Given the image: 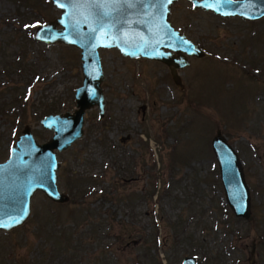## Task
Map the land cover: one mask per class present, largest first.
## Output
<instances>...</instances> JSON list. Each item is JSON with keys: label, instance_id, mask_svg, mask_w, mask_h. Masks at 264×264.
<instances>
[{"label": "rangeland", "instance_id": "1", "mask_svg": "<svg viewBox=\"0 0 264 264\" xmlns=\"http://www.w3.org/2000/svg\"><path fill=\"white\" fill-rule=\"evenodd\" d=\"M59 13L49 0H0V163L25 126L46 142L40 120L75 109L79 50L34 39ZM168 19L204 52L186 56L183 88L164 64L100 50L105 113L86 110L83 136L57 155L70 201L37 192L26 222L0 231V264H250L253 246V264H264V17L177 0ZM217 131L241 160L249 219L225 201Z\"/></svg>", "mask_w": 264, "mask_h": 264}, {"label": "water", "instance_id": "2", "mask_svg": "<svg viewBox=\"0 0 264 264\" xmlns=\"http://www.w3.org/2000/svg\"><path fill=\"white\" fill-rule=\"evenodd\" d=\"M189 1L194 9L211 11L224 18L256 21L264 17V0H229L227 3L221 0L219 4L213 0ZM50 2L60 10V15L38 26L34 38L48 45L59 44L80 50L82 82L74 91L73 113L49 115L40 120L43 128L53 132L46 142L38 143L27 125L11 146L9 159L0 163V225H4L0 231L8 232L24 224L31 215V199L37 192L53 203L64 204L70 200L57 186L56 171L60 166L57 152L67 150L83 136L86 110L96 107L99 116L104 115L100 48H112L122 56L143 57L166 65L173 82L181 89L183 84L178 70L188 65L186 55L204 56L198 46L170 25L168 17L176 0L171 3L167 0H140L134 7L122 11L116 26L110 28L107 35L99 29L92 32L97 27V13L102 9L90 0ZM211 148L227 205L235 217L249 219L250 191L238 153L220 131L212 138ZM16 220L20 222L16 223ZM253 256L254 246L250 264H253ZM181 264H197V260L188 256Z\"/></svg>", "mask_w": 264, "mask_h": 264}, {"label": "snow or ice", "instance_id": "3", "mask_svg": "<svg viewBox=\"0 0 264 264\" xmlns=\"http://www.w3.org/2000/svg\"><path fill=\"white\" fill-rule=\"evenodd\" d=\"M74 2H79V0H74ZM91 3L98 6V8L102 9L97 13L96 24L97 27L92 29L93 33H96L97 30L105 35L110 28L116 26L117 17L122 13L125 8H132L136 5V3L140 2V0H90ZM172 0H167V3H171ZM214 3L219 4L221 0H213ZM225 3L229 2V0H224ZM63 6V5H61ZM105 21H108L106 24ZM184 43H187L186 41ZM230 163V162H229ZM19 223V220L15 221ZM4 225H0L3 227Z\"/></svg>", "mask_w": 264, "mask_h": 264}, {"label": "trees", "instance_id": "4", "mask_svg": "<svg viewBox=\"0 0 264 264\" xmlns=\"http://www.w3.org/2000/svg\"><path fill=\"white\" fill-rule=\"evenodd\" d=\"M87 192V193H86ZM74 193L76 194V195H78L79 197H81V198H85V196H91L93 193L92 192H88V190L87 191H84V190H80V191H74ZM103 198L105 199V200H109V197H107V193H105L104 194V196H103ZM94 210H91V211H89V213L91 214L92 212H93ZM94 213H95V211H94Z\"/></svg>", "mask_w": 264, "mask_h": 264}]
</instances>
